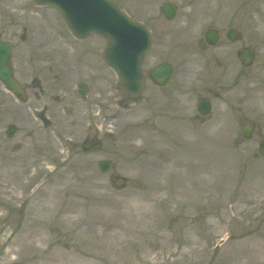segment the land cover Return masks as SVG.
Returning a JSON list of instances; mask_svg holds the SVG:
<instances>
[{
  "label": "rangeland",
  "instance_id": "obj_1",
  "mask_svg": "<svg viewBox=\"0 0 264 264\" xmlns=\"http://www.w3.org/2000/svg\"><path fill=\"white\" fill-rule=\"evenodd\" d=\"M21 1L25 8L18 11L27 20L42 16L30 26L40 33L37 44L43 49L104 50L107 40L98 34L70 37L53 6L33 0L0 4L11 8L22 6ZM116 1L134 17L146 18L152 9L143 6L146 0ZM226 2H232L240 42L259 45L248 78H239L240 42L234 45V77L221 86L216 74L196 63L199 21L161 20L153 26L154 32L180 27L192 34L186 46L189 62L174 78L185 83V113L196 111L198 96L209 86L221 88L204 122L175 126L162 120L163 127L153 129L146 82L138 99L125 100L115 72L103 60L99 67L94 55L90 60L99 68L97 76L74 72L66 102L54 98L62 80L43 69L42 87L31 89L22 109L10 103L8 117L20 133L0 148V264H264V157L257 156L264 137V0ZM33 43L24 44L27 55ZM79 78L90 82L86 99L77 93ZM49 107L52 123L47 125L33 114ZM249 119L257 121V128L246 140L240 127ZM93 134L102 138L103 147L84 153L80 143ZM102 158L113 160L106 174L97 166ZM71 197L74 210L61 214ZM112 198L118 203L107 205ZM89 218L98 223L83 224ZM118 223L124 229L114 230ZM108 256L117 260L109 263Z\"/></svg>",
  "mask_w": 264,
  "mask_h": 264
},
{
  "label": "flooded vegetation",
  "instance_id": "obj_2",
  "mask_svg": "<svg viewBox=\"0 0 264 264\" xmlns=\"http://www.w3.org/2000/svg\"><path fill=\"white\" fill-rule=\"evenodd\" d=\"M22 2H24L22 6L16 5L11 8L7 3L1 2L0 4V43L10 46L11 64L9 66V71L11 74L10 76L13 81H15L17 87V91L11 89L0 77V148H4L3 143H5V141L14 138L20 133L19 125L8 117L10 116V103L15 104L19 110L22 109V106H24L30 98L28 95H30L31 89L42 87L41 84L43 78L46 79L42 74L43 69L47 72H52L55 78L56 75H58V78L62 80L58 82L59 84H56L58 86L55 88L57 89V92L54 98L57 102L62 101L63 103L68 100L69 96H71L68 83L73 78L74 72L76 74L87 73L92 77L97 76L99 68L94 66V61L91 62V55L96 56L95 62L98 63V66L99 61L103 60V62L111 68L105 60L106 45L101 53L93 48V52L87 51L86 54L80 50L75 53H69V50L65 47H61V49H58L59 47L43 49L41 42L40 44H37L39 42L40 33L36 28L33 27V29L31 27L33 24H38L37 22H34V20L40 22L42 16H34L33 21H31L32 18L30 17L27 20V18L22 16V13L24 12L20 13L18 11L25 8L24 4L26 2L21 1L20 3ZM216 3L218 4L217 6L215 5ZM165 4L174 8L175 16L173 19H168L167 17V14L171 13L170 8L168 9L169 11L163 10V5ZM143 6L149 9H158V11L151 9V11L146 14V18L134 17V19L143 22L151 30V45L142 62V69L144 73V85L145 82L148 85L146 101L150 108L149 115L153 129L159 131V128L163 127L160 125V121L162 120L173 121L172 124L175 126L177 123L184 122L185 120L197 124L204 122L207 119V116L200 114L198 109L193 113H185L184 97L186 91L185 83L181 79L174 82L175 79L170 78L166 80L165 83L159 84L153 80L152 76L153 70L160 66L171 67L173 65L174 70L177 73V69L180 68L181 64L184 65L189 62V55L186 46L193 41V38L191 37L192 34H186L180 30V27L178 30L168 28V30L161 29L159 32H154L155 28L153 26L161 20H166L167 23L180 20L182 24L185 25L192 23L195 24L199 21L201 27L195 38H197V47L200 49V51H198L200 59L196 63H198L199 68L203 72L205 71L210 74H216L219 79V84L223 86L228 81L229 75H231L232 78L234 77V45L237 41L240 42L242 40V33L238 28L239 32L236 40L233 39V35L229 34V30L234 28L232 2L229 3L226 2V0H146ZM29 20L32 24H29ZM26 21H29L28 25L26 24ZM70 33V37H73L74 40L87 38H79L71 31ZM31 35H34L33 39L31 38ZM51 35L54 36L55 34L51 33ZM182 35H184L183 38L178 39L181 42L176 43V37L178 38ZM28 40H33L34 43L32 48H27V55L24 49V44ZM60 40L65 42L67 46H70L71 44H69V42L62 36H60ZM212 40H216V43L212 44ZM19 42L22 43L23 46L19 47ZM174 43L176 45L178 44L176 47L177 50L173 46ZM240 43L241 44L236 48V54L240 47L249 46L255 49L259 46L255 44L249 45L243 42ZM261 45H264V43ZM59 51H61L62 54L58 53ZM174 51H178L177 58L180 59V61H177L173 56ZM170 53L172 56H170ZM260 65L262 64L260 63ZM240 66L241 68L238 70L239 78H248V69L250 67L243 66L241 62ZM115 75L118 79L119 86L121 87V81L116 72ZM52 82L54 83L55 81ZM89 83V81L79 78L75 83L77 93L80 95V85L86 87L88 93V91L91 90V85ZM216 87L217 88L209 86L207 88V93L204 95L201 94L198 97H209L212 102L213 97L220 94L221 88L217 85ZM122 94L125 100L132 99L124 91H122ZM87 96L88 95L86 94V98ZM50 109V107L45 108L33 115L35 118H39L42 122L44 120L43 123L50 125L52 123V116L48 113V110ZM11 125L13 126L10 127ZM163 129L166 130L167 127ZM91 137L92 136L87 137L86 139Z\"/></svg>",
  "mask_w": 264,
  "mask_h": 264
},
{
  "label": "water",
  "instance_id": "obj_3",
  "mask_svg": "<svg viewBox=\"0 0 264 264\" xmlns=\"http://www.w3.org/2000/svg\"><path fill=\"white\" fill-rule=\"evenodd\" d=\"M42 4H53L63 13L70 29L78 36H86L91 32L103 34L109 44L105 51L108 63L118 72L122 80V88L131 96L138 95L143 86L142 59L150 46V32L142 24L133 21L111 0H36ZM168 7H165L167 10ZM168 17H173L174 9L171 8ZM233 35L235 31L232 30ZM235 37V36H234ZM238 56L243 64L251 65L254 54L251 48H241ZM10 46L0 43V77L8 86L17 91L16 83L10 74ZM172 68L160 66L153 71V79L163 83L171 75ZM86 89L80 88L85 95ZM199 107L203 114L210 110V101L199 99ZM255 121H248L242 125L244 137L251 138L255 130ZM83 150L87 153L100 149L102 141L91 138L83 142ZM259 152L264 155V139L260 140ZM113 166L111 159L98 161V168L102 173H107Z\"/></svg>",
  "mask_w": 264,
  "mask_h": 264
},
{
  "label": "bare ground",
  "instance_id": "obj_4",
  "mask_svg": "<svg viewBox=\"0 0 264 264\" xmlns=\"http://www.w3.org/2000/svg\"><path fill=\"white\" fill-rule=\"evenodd\" d=\"M74 202H76V201H74L73 199H72V197H71V199L69 200V203L67 204V205H65V206H63L64 208H61L60 210H61V214H66V213H68V212H72V210H74V207H75V204H73ZM122 202V201H121ZM118 203V200L117 199H115V198H112V200L111 201H109V202H107V205H116ZM43 209H45V210H48L49 209V207L47 206V205H43ZM87 217H89V216H87ZM78 219V218H77ZM90 220H88V219H84L83 220V224H85V225H87V226H90V225H96L98 222H95V221H93V219L92 218H89ZM100 227V226H99ZM124 227H125V225L124 224H122V223H118V224H116L115 226H114V230H118V229H124ZM100 228H102V227H100ZM100 228H98V229H100ZM97 231V230H96ZM98 232V231H97ZM102 234V233H101ZM110 234H112V233H110ZM117 244H118V246H120L119 245V242H116V246H117ZM120 248V247H119ZM106 250H108V249H106ZM109 252H110V249L107 251V253L109 254ZM111 252H112V249H111ZM110 254H113V253H110ZM108 260H109V263H111V262H113V261H116L117 260V258H114V256H108Z\"/></svg>",
  "mask_w": 264,
  "mask_h": 264
}]
</instances>
